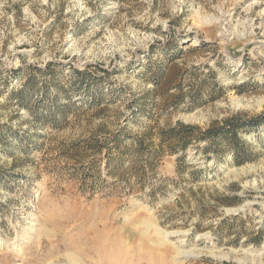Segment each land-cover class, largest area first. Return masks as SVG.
<instances>
[{
  "label": "rangeland",
  "instance_id": "374dc122",
  "mask_svg": "<svg viewBox=\"0 0 264 264\" xmlns=\"http://www.w3.org/2000/svg\"><path fill=\"white\" fill-rule=\"evenodd\" d=\"M261 114L264 0H0V264H264V121L240 164L190 144L137 185L126 159L132 193L67 150Z\"/></svg>",
  "mask_w": 264,
  "mask_h": 264
},
{
  "label": "trees",
  "instance_id": "16d2710c",
  "mask_svg": "<svg viewBox=\"0 0 264 264\" xmlns=\"http://www.w3.org/2000/svg\"><path fill=\"white\" fill-rule=\"evenodd\" d=\"M39 73L44 71L36 69ZM161 69L157 70V76L162 74ZM72 76L77 79H84L87 76V72L78 71L73 69ZM21 90L16 93V97L21 95ZM264 121V114L244 117V115L231 116L221 123H214L205 129H202L196 125L183 124L176 122L173 126L158 130L154 137L149 131L145 132L139 137H128L126 135H106L101 137H91L86 141H80L75 143L71 147H68V154L70 159L77 160L81 163V180L82 184L88 188L89 191H93L101 188V175L97 170L96 161L103 164L106 170V175L113 176L115 181L113 185H121L126 193H132L135 185L144 184V175L154 173L157 162L161 157V154H179L177 157L176 174L180 176L184 167L189 166L185 161V149L190 144H199L204 142L205 145L201 147V151L204 154L213 153L217 154L222 152L221 147L224 144L228 147L233 155V159L237 164L243 162L247 157L243 142L240 140L239 133L247 131L249 128H254L260 125ZM156 141V144H155ZM155 146V147H153ZM199 146V145H198ZM90 156H98L96 160L90 159ZM128 159L130 161V167L132 177L135 179V185L128 183L129 178L124 179L127 172L123 169V164ZM126 173V174H125ZM195 174L191 173L193 180H195ZM128 175V174H127ZM129 176V175H128ZM127 182H126V181ZM175 185L177 182L172 181ZM195 182V181H194ZM112 185V184H111ZM155 188L150 190V194H153ZM219 204L222 206H231V198L221 200ZM207 213V212H206ZM164 224V221L161 222ZM253 240L255 244H259L261 241V233Z\"/></svg>",
  "mask_w": 264,
  "mask_h": 264
},
{
  "label": "bare ground",
  "instance_id": "6f19581e",
  "mask_svg": "<svg viewBox=\"0 0 264 264\" xmlns=\"http://www.w3.org/2000/svg\"><path fill=\"white\" fill-rule=\"evenodd\" d=\"M31 219H34V217H31ZM97 231V230H96ZM94 234H95V232H94ZM95 236H97V235H95Z\"/></svg>",
  "mask_w": 264,
  "mask_h": 264
}]
</instances>
